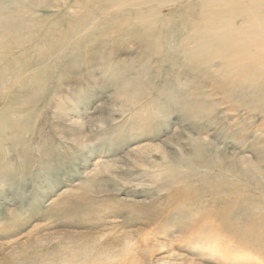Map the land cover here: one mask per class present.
<instances>
[{
  "label": "rangeland",
  "instance_id": "obj_1",
  "mask_svg": "<svg viewBox=\"0 0 264 264\" xmlns=\"http://www.w3.org/2000/svg\"><path fill=\"white\" fill-rule=\"evenodd\" d=\"M0 264H264V0H0Z\"/></svg>",
  "mask_w": 264,
  "mask_h": 264
},
{
  "label": "bare ground",
  "instance_id": "obj_2",
  "mask_svg": "<svg viewBox=\"0 0 264 264\" xmlns=\"http://www.w3.org/2000/svg\"><path fill=\"white\" fill-rule=\"evenodd\" d=\"M204 1H205V0H204ZM233 1H234V0H233ZM210 2H211V1H210ZM210 2H209V4H211ZM215 2H216V1H215ZM225 2H226V1H225ZM247 2H248V1H247ZM204 3H205V2H204ZM213 4H214V3H213ZM221 4H222V3H221ZM223 4H224V3H223ZM202 5H203V4H202ZM224 6H225V5H224ZM226 6H227V5H226ZM217 7H218V6H217ZM217 7H216V8H217ZM222 7H223V6H222ZM222 7H221V8H222ZM229 7H230V6H229ZM206 8H207V7H206ZM226 8H227V7H226ZM251 9H252V8H251ZM251 9H250V10H251ZM219 10H220V9H219ZM219 10H218V11H219ZM221 10H222V9H221ZM260 10H261V9H260ZM214 11H215V10H214ZM203 12H204V11H203ZM222 12H223V14H224L225 11L222 10ZM252 12H253V11H252ZM207 13H208V12H207ZM216 13H217V12H215V14H216ZM226 13H227V12H226ZM211 15H212V14H211ZM229 15H230V14H229ZM206 16H207V15H206ZM212 16H214V15H212ZM224 16H225V15H224ZM226 16H227V14H226ZM209 17H210V16H209ZM216 17H217V16H216ZM218 17H219V16H218ZM227 17H228V16H227ZM229 17H230V16H229ZM229 17H228V18H229ZM204 19H205V17H204ZM209 19H210V18H209ZM211 19H212V17H211ZM225 19H226V17H225ZM201 20H202V19H201ZM205 20L207 21V19H205ZM203 21H204V20H203ZM229 21H230V20H229ZM208 22H209V21H208ZM218 22H219V19H218ZM230 22H231V21H230ZM214 24L216 25V23H214ZM253 24H254V23H253ZM225 25H227V24H225ZM226 27H228V26H226ZM253 28H254V27H253ZM212 32H213V30H212ZM216 32H217V29H216ZM232 32H233V31H232ZM235 32H236V31H235ZM235 32H234V35H235ZM228 33L230 34V32H228ZM216 34H217V33H216ZM239 34H240V33H239ZM210 35H211V34H210ZM221 35H222V34H221ZM227 35H228V34H227ZM241 35H242V34H241ZM219 36H220V35H219ZM238 36H239V35H238ZM224 39H225V37H224ZM228 43H229V42H228ZM214 44H215V43H214ZM214 44H213V45H214ZM229 45H230V44H229ZM214 46H215V45H214ZM231 46H232V45H231ZM232 47H233V46H232ZM214 48H215V47H214ZM232 54H233V53H232ZM230 65H231V64H230ZM196 243H197V242H196Z\"/></svg>",
  "mask_w": 264,
  "mask_h": 264
}]
</instances>
